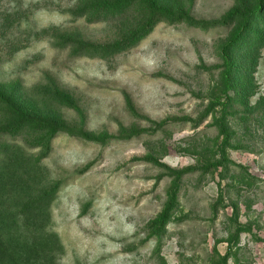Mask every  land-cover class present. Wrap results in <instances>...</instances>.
<instances>
[{"label":"rangeland","instance_id":"obj_1","mask_svg":"<svg viewBox=\"0 0 264 264\" xmlns=\"http://www.w3.org/2000/svg\"><path fill=\"white\" fill-rule=\"evenodd\" d=\"M0 89L4 264H264V0H0Z\"/></svg>","mask_w":264,"mask_h":264},{"label":"trees","instance_id":"obj_2","mask_svg":"<svg viewBox=\"0 0 264 264\" xmlns=\"http://www.w3.org/2000/svg\"><path fill=\"white\" fill-rule=\"evenodd\" d=\"M0 104L8 109V114L6 115L9 116L8 122L5 125L0 126V142H2L1 144L7 142H16V130L20 129L27 123L37 122V119L34 118V116H32L30 113H27L25 110H23L13 98L5 94L1 89ZM5 137L8 138L3 139ZM39 199L40 196L31 198L26 201L25 205L29 206V209L36 208L35 205L41 206V204H47L52 199V196L48 197V199L44 201H39ZM161 217H164V215ZM3 222L2 216L0 215V264H4V259L8 258V242L11 239L10 235H8V232L5 231L6 229L3 226Z\"/></svg>","mask_w":264,"mask_h":264}]
</instances>
